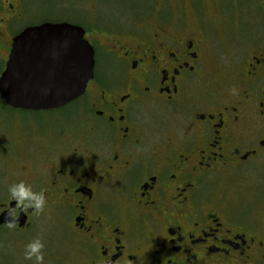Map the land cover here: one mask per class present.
Masks as SVG:
<instances>
[{"label":"flooded vegetation","instance_id":"flooded-vegetation-1","mask_svg":"<svg viewBox=\"0 0 264 264\" xmlns=\"http://www.w3.org/2000/svg\"><path fill=\"white\" fill-rule=\"evenodd\" d=\"M152 3L71 22L95 61L51 109L71 127L32 140L34 121L0 113V264H37L31 243L40 264H264V0ZM26 13L0 0V75L13 38L50 21L19 26Z\"/></svg>","mask_w":264,"mask_h":264},{"label":"water","instance_id":"water-1","mask_svg":"<svg viewBox=\"0 0 264 264\" xmlns=\"http://www.w3.org/2000/svg\"><path fill=\"white\" fill-rule=\"evenodd\" d=\"M84 34L82 26L68 21H43L19 32L0 75L5 104L51 110L83 94L95 62Z\"/></svg>","mask_w":264,"mask_h":264},{"label":"rangeland","instance_id":"rangeland-1","mask_svg":"<svg viewBox=\"0 0 264 264\" xmlns=\"http://www.w3.org/2000/svg\"><path fill=\"white\" fill-rule=\"evenodd\" d=\"M25 5V19L19 26L26 25L27 23L43 21L44 19L50 21H81L83 19L84 25L88 26L89 22L106 21L113 22L118 18L130 19L133 16L140 14L141 12L149 9L152 6V0H23ZM81 23V24H83ZM240 26V25H239ZM0 113L4 116H11L27 120L34 121V123H26L31 127V130L25 127L26 132L30 133L26 135L28 139H37L39 137L45 138L50 135V138L54 137L50 131H44L50 125L51 121L55 118L54 125L57 130H60L63 126H72V122L60 121L62 112L55 113L48 110H23L12 109L8 105L0 102ZM42 123V124H41ZM4 121L0 119V154L5 149V141L8 139L6 132V126ZM75 124V121H73ZM37 127L42 131H38ZM77 134L79 132L84 133V129L76 125ZM7 162L0 159V175L5 171Z\"/></svg>","mask_w":264,"mask_h":264},{"label":"clouds","instance_id":"clouds-1","mask_svg":"<svg viewBox=\"0 0 264 264\" xmlns=\"http://www.w3.org/2000/svg\"><path fill=\"white\" fill-rule=\"evenodd\" d=\"M233 94H236L237 89H232ZM9 192L11 194V198L17 200L19 204L24 205L25 207H28V205L25 204V199L32 196V194L25 188L24 183L20 182L19 184H16L14 186H11L9 188ZM34 198V197H33ZM39 207V202L37 204ZM9 226L11 227L12 224L9 222ZM43 247V245H40L38 243H31L27 246L28 249H31V251L26 252V258L31 259L33 255H35L37 264H40L43 260V255L40 253V248Z\"/></svg>","mask_w":264,"mask_h":264}]
</instances>
